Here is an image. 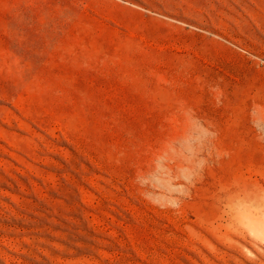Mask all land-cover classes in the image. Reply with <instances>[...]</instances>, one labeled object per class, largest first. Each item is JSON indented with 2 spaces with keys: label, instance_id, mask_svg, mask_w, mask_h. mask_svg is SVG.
Segmentation results:
<instances>
[{
  "label": "rangeland",
  "instance_id": "374dc122",
  "mask_svg": "<svg viewBox=\"0 0 264 264\" xmlns=\"http://www.w3.org/2000/svg\"><path fill=\"white\" fill-rule=\"evenodd\" d=\"M0 264H264V0H0Z\"/></svg>",
  "mask_w": 264,
  "mask_h": 264
}]
</instances>
